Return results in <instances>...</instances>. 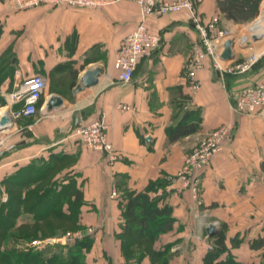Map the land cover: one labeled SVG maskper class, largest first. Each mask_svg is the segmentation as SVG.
I'll return each instance as SVG.
<instances>
[{
  "label": "crops",
  "instance_id": "crops-1",
  "mask_svg": "<svg viewBox=\"0 0 264 264\" xmlns=\"http://www.w3.org/2000/svg\"><path fill=\"white\" fill-rule=\"evenodd\" d=\"M28 1L0 0V116L1 109L17 107L11 106L8 94L23 78L39 74L45 89L34 114L14 118L7 133H0V150L13 145L0 155V192L3 181L30 160L58 155L54 177L73 178L82 191L78 223L95 227L86 264L133 261L123 256L118 237L129 191H147L159 206L171 207L173 227L152 245L169 246L168 264H204L210 223L226 225L225 244L234 260L264 264V116L237 112L233 98L247 83H264V37L241 49L242 56L258 51L247 73L221 75L206 59L197 71L199 87L193 90L184 75L197 36L188 13L149 15L145 24L159 33L160 42L138 60L131 81L121 83L114 56L140 19L135 0H99L101 4L89 7ZM199 10L205 17L219 15L222 27L242 34L246 22L225 19L216 0H203ZM232 60H239L235 46ZM87 67L102 69L97 83L74 94ZM52 95L61 96L63 104L47 111L45 102ZM99 116L107 123L117 155L113 163L103 151L84 146L73 131ZM187 121H198L199 129L169 140L167 129ZM221 124L230 125L229 138L199 172L200 189L194 197L177 172L198 139ZM159 180L163 184L154 187ZM113 188L116 195L111 197ZM234 238L239 240L235 246ZM139 262L151 264L149 255Z\"/></svg>",
  "mask_w": 264,
  "mask_h": 264
},
{
  "label": "built area",
  "instance_id": "built-area-1",
  "mask_svg": "<svg viewBox=\"0 0 264 264\" xmlns=\"http://www.w3.org/2000/svg\"><path fill=\"white\" fill-rule=\"evenodd\" d=\"M203 0H135L139 8L140 19L138 23L119 42L114 56V68L117 70V78L121 83H128L132 79L133 71L138 60L149 56L160 42L159 33L150 30L145 24V18L149 15H163L170 12L186 11L193 29L196 31V39L192 42L189 55L184 67V75L190 87L195 90L199 87L197 71L204 66L209 59L212 68L219 74L241 75L247 73L257 61L256 53L244 56L239 60H223L221 51L223 43L227 39H233L235 44H247L251 46V37L247 34L234 35L230 30L220 25L218 15L205 17L199 10ZM48 3L51 5L66 4L74 7H89L102 3L99 0H29L28 4L37 5ZM263 12V11H262ZM233 50V49H232ZM45 89V80L39 74H32L23 78L16 88L8 94L11 106L3 114L16 117L30 116L35 113L37 105ZM234 107L239 113L261 114L264 116V83L250 82L239 87L234 93ZM124 108L125 106H120ZM230 125L221 124L209 133L205 134L191 147L184 156L180 170L176 177L183 186L189 188L193 196L198 195L200 189L199 172L208 167L215 154L219 152L224 142L229 138ZM74 134L86 147L101 150L105 153L108 163H113L117 155L113 150L107 134V123L103 116L96 117L88 122L77 124L73 128ZM13 148L10 144L0 150ZM111 197L116 195L113 188ZM84 232V233H83ZM87 231H67L60 240L64 243H72L82 238ZM126 264V263H119ZM136 264V263H129Z\"/></svg>",
  "mask_w": 264,
  "mask_h": 264
},
{
  "label": "trees",
  "instance_id": "trees-1",
  "mask_svg": "<svg viewBox=\"0 0 264 264\" xmlns=\"http://www.w3.org/2000/svg\"><path fill=\"white\" fill-rule=\"evenodd\" d=\"M259 1L216 0V4L225 19L233 22H248L256 16ZM198 129V121L179 122L167 129L168 139L176 140L181 136L194 133ZM59 159L58 155L52 154L48 158L40 156L32 159L3 181L4 191L9 192L10 196L0 201V226L3 227H0V264H86L84 256L90 248L92 237H83L64 245H45L43 247L25 246L28 241H17L21 235L16 231L17 226L14 225L18 208L23 204L27 206L28 212L35 214L36 221L49 216L50 207H45V204L51 202L52 207L59 210L62 217L78 222L79 209L83 202L82 191L75 186V181L70 175L54 177L53 173ZM261 166L264 169V160ZM30 177L35 180V187L33 184L31 187L25 183ZM47 178H51L49 183L45 181ZM39 182L41 183L38 187L36 184ZM157 184L162 185L163 182L157 181L154 187ZM9 185L16 189H8ZM26 188L28 189L26 190ZM51 192L58 194L53 197L49 195ZM124 198L127 202L123 208L124 219L118 234L123 256L126 259H133L134 254L138 253L134 259L136 264H139V260L147 254L151 264H168L169 256L164 255L168 254L169 246L164 245L162 248L154 249L152 245L159 234L167 232L173 227L175 219L171 216V207L166 204L159 206L147 191H129L125 193ZM31 199L33 201L28 204ZM211 238L209 248L203 256L204 264H242L234 260L231 255L225 244L223 230H217ZM134 239H138V241H134ZM238 241L234 238L231 243L235 246ZM11 243L15 245H11ZM259 244L257 242V245ZM224 252H226L225 259L217 261ZM13 257L17 259H13Z\"/></svg>",
  "mask_w": 264,
  "mask_h": 264
},
{
  "label": "rangeland",
  "instance_id": "rangeland-1",
  "mask_svg": "<svg viewBox=\"0 0 264 264\" xmlns=\"http://www.w3.org/2000/svg\"><path fill=\"white\" fill-rule=\"evenodd\" d=\"M260 2L261 1H259V3H258V9L260 7V10L257 11L256 16L252 20L246 22L243 25L244 27L242 29V33L249 35V37H250L252 24L254 22H256V21H259V20H263L264 21V12H262V10L264 9V7H263L264 3H260ZM252 42H253V40H252ZM241 49H242V43L241 44L240 43L239 44L238 43L235 44V51H236V54H237V59H240V58L244 57V55L243 56L240 55V52H242ZM243 51H249V50H243ZM0 133L1 134H4V133L6 134L7 132L4 130V131H0ZM50 179L47 178V180H45L46 183H49L51 181ZM23 180H25V178H23ZM34 181L35 180L31 179V177H30L28 179V181H26L25 183L27 185H31V187H32L34 185ZM40 183L41 182L36 184V186L39 187ZM5 187L7 188L8 185L5 186ZM12 187L13 186L9 185L8 189H16V188H12ZM34 187H35V185H34ZM27 189L28 188H26V190ZM26 190H24V191H26ZM57 194L58 193H56V192H54V193L51 192V194H49V195H52L54 197V195H57ZM8 196H10L9 192L8 193L5 192V191L0 192V201H2L1 197L5 198V197H8ZM32 201L33 200L31 199L28 202V204H30ZM50 203L51 202H47L45 204V207L46 206L50 207L49 208V210H50L49 216H47L46 219L43 218V219L37 220V221L34 219L35 218V214L28 212L27 211V206L25 204L21 205L20 208H18V213L16 215V220H15L16 222H15L14 226H17L16 227V231L20 233L21 237H19L17 239V241L18 240L28 241V243H25V246L36 245L37 247H43L45 245H57V244L58 245H64L66 243L62 242V240H60V239L64 235L65 232H67V231H78V230L87 231L88 228L91 229V232L85 233L82 236V238L83 237L85 238V237H92L93 236V234L95 233V227L94 226H91V225L90 226H83V225H80L78 222H74L73 219H65L64 217H62L60 215V213L58 212L59 210L53 208L52 204H50ZM78 220L79 219H77V221ZM213 224H215L217 226L216 231L220 230V229L223 230V231L225 230L226 225L224 223H220V224L213 223ZM6 227H8V226H6ZM1 228H3V227H1ZM211 237H208V238H210V240H212ZM13 239L15 240L16 238H13ZM134 241H138V239H134ZM11 245H15V244L11 243ZM23 246H24V244H23ZM169 251L167 252L168 254H165L164 256H169V259H170L171 258L170 257L171 253ZM137 255H138V253H135L134 254V258ZM134 258L132 259L133 261H125V263L126 264L136 263ZM13 259H17V258L13 257ZM17 262H18V260H17Z\"/></svg>",
  "mask_w": 264,
  "mask_h": 264
},
{
  "label": "water",
  "instance_id": "water-1",
  "mask_svg": "<svg viewBox=\"0 0 264 264\" xmlns=\"http://www.w3.org/2000/svg\"><path fill=\"white\" fill-rule=\"evenodd\" d=\"M263 37L262 35H252L251 39L253 41H257ZM233 39H227L223 43V49L221 51V58L223 60H230L233 57ZM249 43L243 44L242 47L248 46ZM102 72L100 67H87L82 73L79 82L74 86L73 93L76 94L79 91L84 90L85 88L91 87L97 83V78ZM63 104V98L59 95H52L45 102V107L47 111H52L54 109L61 108ZM14 124V120L11 116L7 114H2L0 116V131H4L6 129H10ZM206 232L209 237L213 236L216 232L217 226L213 223H210L206 226Z\"/></svg>",
  "mask_w": 264,
  "mask_h": 264
},
{
  "label": "bare ground",
  "instance_id": "bare-ground-1",
  "mask_svg": "<svg viewBox=\"0 0 264 264\" xmlns=\"http://www.w3.org/2000/svg\"><path fill=\"white\" fill-rule=\"evenodd\" d=\"M254 34L255 35H262L263 34V37H264V21L263 20L256 21V22H254L252 24V28H251V32H250V37L252 35H254ZM4 112H5V109H1V113H4Z\"/></svg>",
  "mask_w": 264,
  "mask_h": 264
}]
</instances>
